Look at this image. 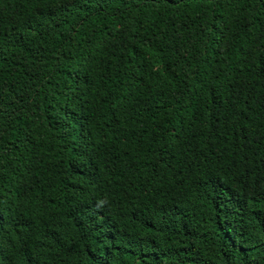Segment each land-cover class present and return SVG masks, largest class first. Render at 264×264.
<instances>
[{"label":"trees","instance_id":"obj_1","mask_svg":"<svg viewBox=\"0 0 264 264\" xmlns=\"http://www.w3.org/2000/svg\"><path fill=\"white\" fill-rule=\"evenodd\" d=\"M0 264H264V0H0Z\"/></svg>","mask_w":264,"mask_h":264}]
</instances>
